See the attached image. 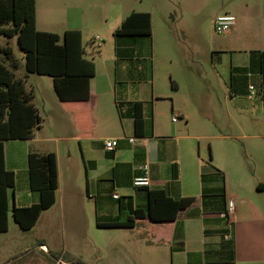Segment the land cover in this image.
Instances as JSON below:
<instances>
[{"label":"crops","instance_id":"crops-1","mask_svg":"<svg viewBox=\"0 0 264 264\" xmlns=\"http://www.w3.org/2000/svg\"><path fill=\"white\" fill-rule=\"evenodd\" d=\"M133 12L121 16V24ZM84 16L82 7L70 6L66 0H36L38 31L62 37L66 31L77 30L82 35ZM234 16L236 22L224 47L233 63L232 92L236 97L244 91L252 101V85L243 90L241 83L244 78L259 75L261 88L257 94L264 101L260 73L264 7ZM18 55L21 75L17 77L24 79L26 86L29 74L23 66V54ZM95 67L89 102L63 104L58 98L63 112L73 116L74 133L56 138L50 148L42 147V140L35 134L32 139L4 142L5 167L15 175L8 232L14 207L40 202L39 192L30 185L29 155L54 153L59 180L56 201L42 212L35 227L43 220L50 233L56 235L59 229L63 237L87 235L94 227L129 230L132 236L161 248L150 247L165 255L164 259L169 255V264H264V178L245 161L236 137L213 134L219 127L211 125L208 108L200 110V133H192L191 78L185 87L171 79L172 91L164 94L156 87L147 88L145 75L138 68L100 76ZM135 104L141 105L143 118L138 130ZM108 138L118 140L114 152L104 148ZM129 138H135V143ZM214 139L222 142L212 147L207 141ZM145 176L150 185L135 187L134 180ZM149 190H163L175 200L194 198L195 202L180 211L172 224L144 221L135 228L97 225L125 223L136 210H146ZM230 202L234 210L226 215ZM45 245L40 244V248L50 254Z\"/></svg>","mask_w":264,"mask_h":264},{"label":"rangeland","instance_id":"rangeland-1","mask_svg":"<svg viewBox=\"0 0 264 264\" xmlns=\"http://www.w3.org/2000/svg\"><path fill=\"white\" fill-rule=\"evenodd\" d=\"M66 1L85 11L84 57L97 65L100 76L138 68L145 75L146 87H156L158 93L164 94L172 91L171 79L177 86L185 87L190 85L191 78L192 133H200V110L208 108L211 125L219 127L213 134L236 137L245 161L264 178V101L257 94L261 88L260 76L244 78L241 83L243 90L249 85L254 87L252 101L247 100L244 91L234 97L231 53L224 50L230 34H219L213 28L222 15L261 10L264 0ZM133 11H148L152 15L150 37L114 35L121 26V18ZM6 43L19 58L16 37H0V45ZM19 70L17 76L21 75ZM26 88L32 91L41 117L35 136L42 140V147L50 148L56 138L74 133L73 116L63 112L53 78L29 74ZM258 120L263 122L258 124ZM207 142L213 147L222 140ZM13 190H8L12 202ZM11 221L10 232L0 234V264H169L171 261L169 255L164 259L165 255L150 247L161 248L132 236L129 230L94 227L87 235L63 237L59 229L56 235L50 233L43 220L29 232L21 230L13 218ZM42 243L50 248V254L42 251Z\"/></svg>","mask_w":264,"mask_h":264},{"label":"trees","instance_id":"trees-1","mask_svg":"<svg viewBox=\"0 0 264 264\" xmlns=\"http://www.w3.org/2000/svg\"><path fill=\"white\" fill-rule=\"evenodd\" d=\"M114 35L150 37L151 14L133 12ZM0 37H16L19 52L23 54L26 73L53 78L54 90L63 104L89 102L90 81L96 74V67L92 60L84 57L80 31H66L62 37L38 31L36 0H0ZM20 67L21 61L15 56L13 48L9 44L0 45V234L9 231L8 190L15 187V175L5 167L4 142L34 138L35 130L40 128L41 123L38 108L33 103V94L26 90L25 80L17 77L16 71ZM260 73L264 89V52L260 55ZM142 123L141 105L135 104L137 130ZM28 164L30 185L32 190L39 192L40 202L31 207H14L12 210L14 221L24 232L31 231L42 212L55 204L59 187L54 153L30 154ZM147 202L146 210H136L125 223L110 221L98 222L97 225L100 228H135L139 222L144 221L152 224H172L176 222L178 213L189 208L195 199L175 200L163 190H149ZM225 213L227 215V209Z\"/></svg>","mask_w":264,"mask_h":264},{"label":"built area","instance_id":"built-area-1","mask_svg":"<svg viewBox=\"0 0 264 264\" xmlns=\"http://www.w3.org/2000/svg\"><path fill=\"white\" fill-rule=\"evenodd\" d=\"M235 22H236V18L234 15H230V14L222 15L216 19L213 28L219 34H227L230 33V31H232ZM249 90L253 93L254 87L250 86ZM175 120L176 119H174V121ZM128 140L130 143H135V138H129ZM117 146H118V140L115 138H108L104 142V148L108 152H114ZM133 184L135 187H139V188L148 187L150 185V181L149 178L145 176L135 179ZM113 197L118 198L119 196L114 195ZM233 208H234L233 202H230L228 208V214H231L233 212L234 210Z\"/></svg>","mask_w":264,"mask_h":264}]
</instances>
